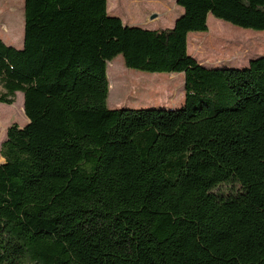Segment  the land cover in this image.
<instances>
[{
  "label": "trees",
  "instance_id": "1",
  "mask_svg": "<svg viewBox=\"0 0 264 264\" xmlns=\"http://www.w3.org/2000/svg\"><path fill=\"white\" fill-rule=\"evenodd\" d=\"M176 4L149 29L107 0H24L22 48L0 37V103L21 92L28 119L0 144V264H264V55L207 68L187 51L209 15L263 31L264 0ZM118 55L182 73L183 103L108 107Z\"/></svg>",
  "mask_w": 264,
  "mask_h": 264
},
{
  "label": "rangeland",
  "instance_id": "2",
  "mask_svg": "<svg viewBox=\"0 0 264 264\" xmlns=\"http://www.w3.org/2000/svg\"><path fill=\"white\" fill-rule=\"evenodd\" d=\"M111 2V3H110ZM109 15L123 23L147 28H167L183 12L176 0H107ZM24 0H0V37L9 46H23ZM156 14L154 18H150ZM207 32H191L188 52L204 67L242 68L249 60L264 55V30L233 26L212 15L207 18ZM198 36H192V35ZM12 35L13 38L11 37ZM12 39V40H11ZM11 40V41H10ZM110 108H176L183 98L182 73H148L126 68L120 55L107 64ZM22 93L17 91L12 104L0 103V144L6 129L27 122ZM0 156V161H2ZM228 189L225 185L220 190Z\"/></svg>",
  "mask_w": 264,
  "mask_h": 264
},
{
  "label": "crops",
  "instance_id": "3",
  "mask_svg": "<svg viewBox=\"0 0 264 264\" xmlns=\"http://www.w3.org/2000/svg\"><path fill=\"white\" fill-rule=\"evenodd\" d=\"M107 9H108V5H107ZM111 15H112V14H111ZM114 16H117V15H114ZM117 17H119V16H117ZM173 22H174V21H173ZM124 24H126V23H124ZM127 25L131 26L130 24H127ZM172 26H173V23H172L169 27H172ZM141 27H143V26H141ZM144 28H145V27H144ZM146 28H147V27H146ZM149 29H150V28H149ZM152 29H157V28H152ZM190 33H191V32H190ZM190 33H189L188 35H190ZM13 36H14V35H12L11 37L13 38ZM192 36H198V35H195V34H194V35H192ZM187 37H188V36H187ZM11 40H12V39H11ZM11 40H10V41H11ZM188 44H189V43H188V41H187V49H189V48H188V47H189ZM187 51H188V50H187ZM188 53H189V52H188ZM179 101H180L181 104L183 103V98H182V96H181V98H180ZM1 162H3V159H2V161H0V163H1Z\"/></svg>",
  "mask_w": 264,
  "mask_h": 264
},
{
  "label": "water",
  "instance_id": "4",
  "mask_svg": "<svg viewBox=\"0 0 264 264\" xmlns=\"http://www.w3.org/2000/svg\"><path fill=\"white\" fill-rule=\"evenodd\" d=\"M110 16H114V15H110ZM156 16V14H152L151 16H150V18H154ZM117 17V16H116ZM177 19V18H176ZM175 19V20H176ZM175 20H174V22H175ZM174 22H173V24H174ZM131 26H134V27H141V26H135V25H131ZM189 54V53H188ZM189 56H191V57H193L192 55H190L189 54ZM263 56V55H262ZM194 58V57H193ZM195 59V58H194ZM252 60V59H251ZM250 61V60H249ZM201 65V64H200Z\"/></svg>",
  "mask_w": 264,
  "mask_h": 264
}]
</instances>
